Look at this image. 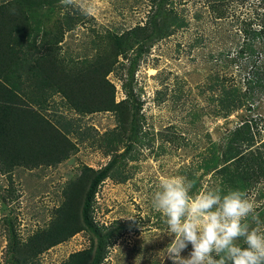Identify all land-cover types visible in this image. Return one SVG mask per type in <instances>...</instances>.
Returning a JSON list of instances; mask_svg holds the SVG:
<instances>
[{
  "label": "trees",
  "instance_id": "16d2710c",
  "mask_svg": "<svg viewBox=\"0 0 264 264\" xmlns=\"http://www.w3.org/2000/svg\"><path fill=\"white\" fill-rule=\"evenodd\" d=\"M206 2L217 24L231 17L233 5L248 4L256 14L245 21L243 42L237 49L212 54L220 60V68H237L240 75L245 72L243 81L217 73L207 86L212 94L209 102L214 104L212 117L228 119L243 110L248 113L215 140L209 135L200 160L183 173L192 185V196L202 192L210 176L208 181L214 187L207 184L206 192L222 196L240 190L248 199L257 187L264 186V125L257 114L264 96V0ZM61 4V0H0V170L12 176L18 169L58 167L78 151L73 137L78 134V141H84L93 136L90 129L53 105L56 97L80 117L99 112L114 115L115 128L99 137L101 150L112 159L99 170L82 166L62 191V201L44 228L23 238L12 225L8 264H40L45 253L78 233L99 232L92 217L98 188L110 176L125 182L130 174L120 166L121 160L126 153L135 154L137 145L146 140L142 101L132 89L135 74L154 45L191 25L179 12L176 0H152V12L144 25L98 35L91 40L95 53L75 59L63 52L65 37L81 26L87 15L79 7L65 10ZM203 41L198 38L191 46ZM122 72L127 98L118 102L109 76ZM193 114L195 119L200 116L196 111ZM119 148L125 152L117 155ZM258 198L264 200V192ZM255 215L243 221L250 230H257L264 221V206L252 224ZM101 238L99 247L92 243L91 248L71 254L66 264H100L107 256L104 235ZM238 243L243 246L242 240Z\"/></svg>",
  "mask_w": 264,
  "mask_h": 264
},
{
  "label": "rangeland",
  "instance_id": "374dc122",
  "mask_svg": "<svg viewBox=\"0 0 264 264\" xmlns=\"http://www.w3.org/2000/svg\"><path fill=\"white\" fill-rule=\"evenodd\" d=\"M176 3L191 25L154 45L132 81V89L140 94L142 101L141 124L147 135L144 145H137L135 154L126 153L121 160L120 166L130 176L125 182L110 176L98 188L92 208L97 234L90 230L78 233L45 253L40 264H66L71 254L91 248L92 243L98 245L101 235L106 240L107 256L100 264H163L164 249L171 238L166 234V218L151 205L153 193L162 179H185L184 169L200 160L208 136L215 140L248 113L243 110L228 119L212 117L214 104L209 102L212 94L207 86L217 73L228 74L236 82L243 81L245 72L240 75L237 68H220V60L212 58V54L217 56L237 49L243 42L242 27L245 21L255 17V12L248 4L233 5L231 17L217 24L210 16L206 0H176ZM61 5L65 10L77 7L90 10L84 23L65 37L63 52L75 59L95 53L93 38L108 31L123 33L144 25L152 12V0H76L75 5ZM198 38L205 42L192 47ZM122 74L109 76L118 102L127 98ZM53 103L61 113L90 129L93 136L84 141H78V134L73 137L79 149L58 167L18 169L12 176L0 170V264H8L6 250L12 225L23 238L44 228L52 217V210L62 201V191L82 166L99 170L112 159L101 150L99 137L115 128L113 114L99 112L80 117L63 105L61 97H56ZM194 111L200 115L196 119L192 115ZM257 114L264 125V96ZM262 134L264 137V127ZM124 152L119 148L115 154ZM207 181L201 193L206 192L207 184L214 187ZM261 192H264L263 185L248 197L253 214L256 213L252 224L257 222L258 211L264 206V200L258 198ZM257 230L264 233V221ZM190 250L189 245L182 255L187 256ZM164 264L171 261L165 260Z\"/></svg>",
  "mask_w": 264,
  "mask_h": 264
},
{
  "label": "clouds",
  "instance_id": "9594fccd",
  "mask_svg": "<svg viewBox=\"0 0 264 264\" xmlns=\"http://www.w3.org/2000/svg\"><path fill=\"white\" fill-rule=\"evenodd\" d=\"M75 5L76 0H61ZM85 14L90 10L81 8ZM192 185L182 177L162 179L151 205L166 218L163 264H264V233L243 221L253 215V204L240 190L224 195H190ZM243 241L241 246L238 241ZM191 250L187 256L182 252Z\"/></svg>",
  "mask_w": 264,
  "mask_h": 264
}]
</instances>
